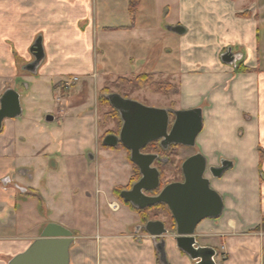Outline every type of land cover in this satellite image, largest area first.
<instances>
[{
  "label": "crops",
  "instance_id": "0c3cea01",
  "mask_svg": "<svg viewBox=\"0 0 264 264\" xmlns=\"http://www.w3.org/2000/svg\"><path fill=\"white\" fill-rule=\"evenodd\" d=\"M237 1L138 0L132 18L131 0H0V97L8 89L16 91L22 110L19 117L4 120L0 131V264L25 251L49 223L73 235L69 264H195L174 240H149L137 234L138 228L131 230L139 218L118 204L117 186L102 192V202L110 211L117 203L119 210L111 212L121 216L110 222L103 212L97 223V196L90 193L93 179L87 166L92 157L83 153L90 130L77 131L76 139L68 133L72 95L62 94L60 84L71 76H100L105 82L141 74L171 83L178 94L166 109L202 110L196 147L208 164L224 159L242 170L259 166L264 174L259 154L264 153L259 36L264 7L258 0L249 8L248 0H239L240 7ZM255 5L257 20L237 17ZM163 8L169 25L164 30ZM174 27L184 32L169 29ZM37 39L43 59L27 70ZM228 51L232 64L221 61ZM239 61L256 72H239ZM38 86L51 88L55 101L54 111L44 118L35 111ZM242 126L246 131L241 134ZM231 180L210 182L224 208V195L232 194L243 200L248 221L253 212V220L264 217V179H233L234 188L228 186ZM245 225L255 229L260 222L205 220L196 228V241L215 251V264H263L264 231L250 234Z\"/></svg>",
  "mask_w": 264,
  "mask_h": 264
},
{
  "label": "water",
  "instance_id": "95a60500",
  "mask_svg": "<svg viewBox=\"0 0 264 264\" xmlns=\"http://www.w3.org/2000/svg\"><path fill=\"white\" fill-rule=\"evenodd\" d=\"M169 29L176 34L184 32L181 27ZM30 53L34 62L27 66V70L36 68L43 59L41 39L34 42ZM234 60L230 51L221 57V61L226 64H232ZM106 98L111 108L118 113L122 125L119 135H107L102 145L106 148H115L118 145L123 147L129 152L131 163L138 168L141 175L130 190L120 193L123 203L138 210L165 205L175 224L176 247L195 264H215V251L201 248L195 236L196 228L202 221L219 219L224 209L223 199L211 188L210 180L205 177V157L196 153L182 163V182L166 185L155 196L145 194L159 188L160 175L152 166L158 156L144 154L142 151L153 143H158L164 150L172 145L195 148L196 139L203 129L202 110L156 109L116 93L109 94ZM21 113L18 93L12 89L6 90L0 97V131L4 120L17 118ZM170 117L173 118L172 123ZM47 121H52V117H48ZM232 166L231 161L223 159L219 167H210L208 171L213 178L218 179ZM144 230L152 238L167 234L160 221H148ZM72 242L73 235L70 231L49 223L25 251L12 257L6 264H69V248Z\"/></svg>",
  "mask_w": 264,
  "mask_h": 264
},
{
  "label": "rangeland",
  "instance_id": "374dc122",
  "mask_svg": "<svg viewBox=\"0 0 264 264\" xmlns=\"http://www.w3.org/2000/svg\"><path fill=\"white\" fill-rule=\"evenodd\" d=\"M235 1V0H232ZM259 5L263 8L264 7V0H258ZM255 3L257 5V0H248L247 7L249 8V4ZM240 4V5H239ZM237 5L240 7L242 5L241 1H237ZM256 5L255 7L251 8V10L246 11L244 16L237 15L239 18L244 19H254L257 20L259 18L257 11H256ZM165 10L166 8L162 10L161 15V22L160 26L163 28V30L169 27L166 23L167 17H165ZM244 13V12H243ZM241 13V14H243ZM239 14V13H238ZM172 14L170 13V16ZM168 16V15H167ZM170 18V17H169ZM260 36V62L261 67L264 68V27L260 28L259 32ZM243 58V57H242ZM241 58V59H242ZM239 72L243 74H252L256 72L252 68H247L243 66V62L239 61ZM253 64V62L251 61ZM73 76H71L72 78ZM66 79V80H70ZM105 80V79H104ZM110 78H107L105 82H103V78L100 76H93L90 78H77V81L72 84V88H64L63 83L60 84L61 93H68L71 96V101H68V109L67 112L70 115L72 119L68 120L66 122V128L69 129L68 133L73 136V139H76V132L83 130V132L87 131L86 128H89L90 133L88 136V142L85 145L87 149H85V157L89 158V155L92 157L90 162H88V172L91 173L89 176L90 179H93L92 182V189L90 190L91 195L94 197L95 194L97 196L95 205H97L99 219L96 218L97 223H100L102 221V214L106 217L110 222L117 221L121 214H116L111 212L105 204H103V196L102 192L104 193H110L111 186H117L120 189L130 188V179L129 177L132 175L131 168L129 165L128 160V154L123 150V148L118 149H105L102 146H100V143L98 144V139L101 140L105 135L110 134H116L119 132V129L121 127V123H119L117 117L113 114L111 108H99L95 107L96 105V95L105 94L106 96L109 94H119L120 96L133 100L135 102H138L146 107H152L156 109H166L172 106L173 102L172 99L174 96H164L162 94H155L150 88H141L135 85H131L128 89H123L121 91H117L112 87V83L116 80L110 81ZM153 81L165 83L166 81H163L161 79L156 80L155 77H153ZM106 88V92L102 93V89ZM51 88H46L42 86H38L36 90L34 91L35 95L38 96L37 102L35 103V107L37 112H40V117L44 118L48 112H53V105L55 103L53 93L51 92ZM25 92H28L27 90ZM64 96V95H63ZM107 114L108 121H105L103 115ZM250 121V120H249ZM55 125V122H52V126ZM243 128V126L241 127ZM246 131V128H243L240 130V133H244ZM98 133V139H96ZM119 150H123L122 157L120 156ZM145 152L149 150V147L144 150ZM200 153V151L195 148H185V147H177L176 151L173 156L167 158V157H160L164 161V158L167 159V162L163 166L159 165L160 171H161V179H160V186L159 189L156 191V194H158L162 188H164L167 184L181 181V165L184 160H186L188 157ZM259 154L261 157H263L264 153L259 151ZM127 156V157H125ZM124 157V158H123ZM122 160V162H120ZM208 164V163H207ZM209 167H219L220 163L216 162L213 165L208 164ZM112 171V172H111ZM133 177V176H131ZM206 178L210 180V182L215 183L216 181H221L222 179H232L228 186L230 188H234L236 185L231 183L233 179H264V174L261 171V168L259 166H253L250 168H245V170H242V168L234 167L227 172L223 174L221 178H213L209 171H206ZM95 179H97V185L95 183ZM129 179V181H128ZM234 182V181H233ZM242 183L240 184V186ZM98 189V190H97ZM99 191L100 193L98 194ZM226 198L225 200V208L223 209V214L220 218H222V222H231V223H237V224H253V223H259L260 226L253 229V227L245 225L246 232L252 234L264 231V217L258 219L257 217L254 219L255 213L253 212L250 216V221L247 220V218L243 215V212L241 210L243 200L239 197H234L232 194L224 195ZM116 199H118V204L120 206H123L124 204L122 201L115 196ZM250 201V200H249ZM245 205V202H244ZM132 210V209H131ZM133 211V210H132ZM148 212L145 215V220L147 221H160L164 224L165 229L167 230V234L162 237L158 238H152L148 236L144 230V224H142V221H140V215L139 218V225L136 227H133L131 230H136L138 227V233L137 234H145L149 237V240L154 239L155 241H164L165 239L174 240L175 235V224L171 217V214L168 210V208L165 205L159 206V207H153L149 208L147 210ZM256 216V215H255ZM219 218V219H220ZM217 220H210V221H219ZM205 221V220H204ZM248 227V228H246ZM258 228V229H257ZM253 229V230H251ZM262 263L264 264V246H263V257H262ZM219 259L217 260V262Z\"/></svg>",
  "mask_w": 264,
  "mask_h": 264
},
{
  "label": "trees",
  "instance_id": "16d2710c",
  "mask_svg": "<svg viewBox=\"0 0 264 264\" xmlns=\"http://www.w3.org/2000/svg\"><path fill=\"white\" fill-rule=\"evenodd\" d=\"M138 4V0H131V4H130V13H131V17L134 18L135 15V11H136V6ZM245 13L240 14V16H244ZM131 85H135L141 88H150L155 94H162L164 96H175L178 94V88L175 85H172L171 83L165 82V83H160V82H155L153 81V76L148 75V74H141V75H137V76H133L130 78H117L113 83H112V87L117 90L118 92L123 90V89H128L129 87H131ZM106 92V88L102 89V93ZM105 94H100L97 97V105L99 106V108H111V106L109 105V102L107 100V98L105 99ZM113 114L117 117L118 121L119 119V115L118 113L113 110L111 108ZM105 121H108V115L105 114L103 115ZM108 119V120H107ZM119 123H121V121H119ZM152 146L154 147L153 149V153L158 154L159 157H171L174 155L176 148L179 146H175L172 145L170 147H168L166 150L162 149L161 146L158 143H153ZM105 148V147H104ZM132 179H130V185L132 183H134L137 179L138 173H137V169L136 167H133V173H132ZM123 189H120V187H116L113 189V194L119 198V193L120 191H122ZM130 209L134 210L129 204H126ZM162 205H157L154 207H159ZM153 208V207H152ZM136 213H138L140 215V219L142 221V224H146V220H145V215L147 213V211H137L135 210ZM258 229V228H257Z\"/></svg>",
  "mask_w": 264,
  "mask_h": 264
},
{
  "label": "flooded vegetation",
  "instance_id": "af4514ba",
  "mask_svg": "<svg viewBox=\"0 0 264 264\" xmlns=\"http://www.w3.org/2000/svg\"><path fill=\"white\" fill-rule=\"evenodd\" d=\"M170 119H171V123H172V121H173V118L172 117H170ZM121 128V127H120ZM119 131H120V129H119ZM108 135H115V136H118L119 135V132L118 133H116V134H108ZM107 135H105L101 140H100V146H102L103 148H104V146L102 145V141H103V139L106 137ZM149 147V150H151L150 152H148V151H144L145 149H147ZM118 148H123V147H121L120 145H118L117 147H115V148H106L105 147V149H118ZM143 151H142V153H144V154H155V153H153V149H154V147L152 146V144H150L149 146H147L146 148H145ZM123 150L128 154V160H129V163H130V170H131V172L133 173V167H136V166H134L132 163H131V161H130V156H129V152L128 151H126L124 148H123ZM155 155H157L158 156V159L153 163V167L154 168H156L157 170H158V172H159V175H160V177H161V171H160V168H159V165L160 166H163L164 164H165V162H167V159H165L164 158V161L162 160V158H160L159 157V155L158 154H155ZM185 161V160H184ZM183 161V162H184ZM210 167L208 166V164H207V170L209 169ZM136 169H137V173H138V176H137V180L134 182V183H136L140 178H141V175H140V172H139V170H138V168L136 167ZM180 169H181V167H180ZM132 176V175H131ZM129 177V179H132V177ZM159 177V179H161ZM205 177H206V174H205ZM181 181H177V182H182L183 181V176H182V173H181ZM134 183H132L131 184V186H130V188H125L124 190L125 191H127V190H130L131 188H132V185L134 184ZM174 183V182H173ZM168 185V184H167ZM160 186V185H159ZM159 189V188H158ZM157 189V190H158ZM163 189V188H162ZM124 190H122V191H124ZM157 190H155L154 192H152V193H149V192H147V193H145L146 195H148V196H155V195H157L156 194V191ZM122 191H120V193L122 192ZM120 193H119V199L122 201V199L120 198ZM122 203H123V201H122ZM124 204V203H123ZM126 205V204H125ZM130 205V204H129ZM131 206V205H130ZM134 210V212L136 213V211L135 210H137V211H139L138 209H136V208H134L133 206H131ZM147 210H149V208L148 209H145L144 211H147ZM140 211H143V210H140ZM148 212V211H147ZM137 214V213H136ZM138 215V214H137ZM139 216V215H138ZM141 221V220H140ZM148 222V221H147Z\"/></svg>",
  "mask_w": 264,
  "mask_h": 264
},
{
  "label": "built area",
  "instance_id": "2783aa9c",
  "mask_svg": "<svg viewBox=\"0 0 264 264\" xmlns=\"http://www.w3.org/2000/svg\"><path fill=\"white\" fill-rule=\"evenodd\" d=\"M77 81V78L76 77H72L70 80H65L64 82H63V86L62 87H64V88H69V87H71L72 86V84L74 83V82H76ZM110 209H111V211H113V212H117L118 210H119V205L117 204V203H112L111 205H110Z\"/></svg>",
  "mask_w": 264,
  "mask_h": 264
}]
</instances>
